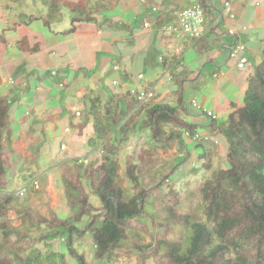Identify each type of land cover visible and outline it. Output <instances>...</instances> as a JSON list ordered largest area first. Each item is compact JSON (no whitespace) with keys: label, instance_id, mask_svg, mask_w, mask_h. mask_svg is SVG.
Instances as JSON below:
<instances>
[{"label":"trees","instance_id":"obj_1","mask_svg":"<svg viewBox=\"0 0 264 264\" xmlns=\"http://www.w3.org/2000/svg\"><path fill=\"white\" fill-rule=\"evenodd\" d=\"M49 2L55 5L60 0ZM220 2L197 0L211 25L210 31L199 40L202 47H207L209 37L226 24L227 16H220L223 13ZM67 6L73 7L74 14L76 9L85 11L74 18V24L95 21L91 18L94 5L90 10L83 3ZM174 11L164 14L160 25L172 23ZM227 34L233 39L238 37ZM213 46L217 47L218 55L223 54L219 38ZM18 47L24 52L36 51L27 42L19 43ZM261 55V63L253 67V76L247 82L243 104L234 106L225 122L210 118L203 110L198 114L207 122L183 116L192 105L186 96L187 72L174 81L177 106L154 104L155 96L141 102L137 93H123L122 89L104 103L99 99L86 100V114L91 117L94 131L90 144L98 152L86 165L76 161L73 169L64 173L62 184L71 210L64 218L55 212L53 192L47 191L48 216L17 203V196L3 194L9 186L3 140L10 136L11 125L10 104L6 97L0 96V264H68V255L74 264H89L74 247L83 237L91 238L96 264H112L119 256L134 258L135 264H264V50ZM143 131L148 132L157 147L175 143L178 157L168 171L146 184L138 173L139 163L146 171L153 168L156 162L153 150L142 148L136 156L126 152L124 176L134 192L126 197L116 182V159L121 148L130 143V137ZM194 131L219 135L226 147V166L199 187L203 221L180 213L181 195L173 183L166 184L196 156L193 143L201 141L194 142L185 136L186 132ZM203 151V158L198 160L209 171L213 167L212 148L206 144ZM163 189L166 191L163 207L154 215L147 205ZM91 194L98 197L101 207L95 208L90 203ZM144 219L152 224L154 243L142 244L128 237L127 231L145 228ZM176 227L190 230L187 246L168 240ZM55 243L58 247H54ZM42 245L44 251L38 248ZM58 255L59 262L55 260Z\"/></svg>","mask_w":264,"mask_h":264},{"label":"crops","instance_id":"obj_2","mask_svg":"<svg viewBox=\"0 0 264 264\" xmlns=\"http://www.w3.org/2000/svg\"><path fill=\"white\" fill-rule=\"evenodd\" d=\"M178 1L147 0L141 5L137 0H60L49 7L41 0H27L26 6L34 8L35 15H32L22 10L20 1L12 3L18 9L9 10L10 4L0 0V96L6 97L10 104L11 125L10 136L3 140L4 150L19 143L37 146L34 154L29 153L38 162L36 174L24 173L23 167L30 160H26L24 152L21 165L14 168L18 169V180L26 177L40 183L46 206L48 189L44 187L42 177L47 185L56 184L59 178L62 184L65 173L62 168L66 164L89 160L98 152L90 144L94 131L91 117L86 114V100L99 99L104 103L120 89L131 94L146 90L153 91L155 102L164 101L157 104H165L168 103L166 98H172L170 95L177 90V86L171 84L178 75L187 72V80L192 81L196 75H201L200 67L210 63L216 66L210 79L216 91L215 98L209 101L206 95L199 96L194 85L186 83L188 90L193 88L188 98L192 105L213 113L220 121L216 110L221 99L226 121L233 107L243 104L253 67L262 61L264 0H236L229 10L236 15V20L226 18V24L205 42L209 44L207 47L200 46L199 40L193 38L167 37L162 31V27L169 24L160 25L164 14L174 9L172 18L175 19L176 13L197 4L195 0L180 6ZM70 3H83L89 10L94 5L91 18L95 21L74 24V18L85 11L76 9L78 12L74 14L73 7L67 6ZM153 8H157L156 13ZM141 12L145 13L140 20ZM145 22L150 24L148 28L144 27ZM243 27L247 30L243 31ZM231 28L236 30L237 39L228 36ZM216 38L223 46L222 55L217 54V47H212ZM21 42H27L36 51H21L18 47ZM238 43L246 47L243 56L248 59V64L243 70L227 59L229 49ZM53 72L56 73L54 76ZM140 75H143L142 79H139ZM126 78L130 81L123 80ZM114 82L118 84L114 85ZM199 103L205 104L206 108ZM199 115L190 109L183 114L190 120L207 122ZM202 135H210L218 142L216 146L224 144L219 135L208 131ZM201 143H193V148H202L201 155L195 156L198 159L204 156ZM57 146L60 147L58 152ZM221 150L217 153H224ZM47 163L52 165L49 175ZM60 192L64 194L63 184Z\"/></svg>","mask_w":264,"mask_h":264},{"label":"rangeland","instance_id":"obj_3","mask_svg":"<svg viewBox=\"0 0 264 264\" xmlns=\"http://www.w3.org/2000/svg\"><path fill=\"white\" fill-rule=\"evenodd\" d=\"M13 1L19 2V6H21L22 10L25 12L28 11V14L35 15L34 8L31 9L29 6H26L27 0H2L5 4H10L9 10L18 9L17 6L13 7L12 3ZM147 0H137L138 4L144 5ZM43 4H47L48 6L51 5L49 3V0H41ZM195 0H179L178 5L182 6L184 4H192ZM221 7L223 10V6L225 2H222L221 0ZM50 7V6H49ZM57 7V6H54ZM61 8V5L58 6ZM57 7V8H58ZM78 12V11H76ZM11 14V12H9ZM145 12H141L140 16H138V19H142ZM80 14V13H78ZM216 71V66L214 64H206L200 67L199 73L201 74L199 77L196 75V78L192 81L187 82L189 85L193 84L195 90L197 91L198 95H206L208 97V100H214L216 91L213 87V82L211 83V76ZM172 86L174 85L171 84ZM237 87V86H236ZM234 87L233 89H236ZM187 88V97L190 98L191 90H188L189 86H186ZM172 98L168 97L166 100L168 101V104L172 106H177V97L176 95H170ZM198 97V96H197ZM200 102V97L197 98ZM219 100V98H217ZM164 103L162 100H158L155 103ZM224 101L217 103L218 109L217 114L220 119V121H225L223 118V109L221 108ZM199 105L202 106L203 109L206 108L205 104L199 103ZM180 109V108H179ZM189 109L191 112L200 113V110H198L193 105H189ZM11 129V127H10ZM213 139V138H212ZM191 141V140H190ZM209 144L210 148H212V154L214 155L213 158V167L211 170L206 171L201 167V164L195 157L192 158L191 161L184 164L182 167L180 173L172 178L170 182H167L166 184L173 183L176 190L181 195V206L178 208V211L180 213H189L193 216L195 221H203L204 217L202 215V205H201V196L199 193V187L203 184V182L207 179H210L213 177L216 171L226 166L225 162V155L226 154V148L225 145L222 144V147L216 146L214 141L212 142H203L200 145L204 147V145ZM16 146L12 145L9 149H5L3 153L4 159L7 161L6 169L8 173V179H9V186L6 191L3 192V194L6 195H14L18 197V202L22 206H29L33 209L38 210L45 216L49 215L48 208L46 206V196L43 192L40 190L36 192V195H34L35 191L32 188V183L34 180L31 181V179L22 177L18 180V177L16 176V172H18V169L15 170V165H21L22 162V152H24L25 158L30 159L25 164L27 166H22L24 173L27 172L31 173H37V165L38 162L34 158L29 155V153L34 154L37 150V146L34 144H28L21 145L19 143L15 144ZM7 146V145H6ZM142 148H150L153 150L155 156H156V162L149 171H146L143 167L142 163H139V175L140 177L145 179V183L148 184L151 181H153L155 178H159L161 174L164 171H168L172 163L176 161L178 157V153L176 150V144L172 143L170 145H167L165 147H157L154 142L149 137V134L147 131L139 132L130 137V143L124 147L121 148L119 155L117 156L118 161V172L116 177L117 184L123 189L124 195L126 197L131 196L134 194L132 188L128 184L125 176H124V165H123V156L126 152H132L135 156L138 154L139 150ZM222 149V150H221ZM60 151V147L57 146V152ZM218 150L223 151L224 153H217ZM202 148L198 147V149L193 148V155L198 154L201 155ZM59 157V156H58ZM9 160V161H8ZM197 165V168H194L195 165ZM74 163L66 164L65 167H63L62 171L67 172L68 170H72L74 167ZM52 170V165L47 163L46 173L49 175L50 170ZM58 174V171H55V176ZM45 177H42V183L46 189H48L49 192L54 193L55 198V205L57 210L55 212L59 215V217L64 218L71 214V210L68 207L66 198L62 192H60V189L62 188L61 180L58 179V182L56 184H50L47 185V182H45ZM21 189H25V196L20 197L19 191ZM89 192V189L87 190ZM165 189L161 190L160 192L156 193L154 196L151 197L150 203L147 205V210L152 212L154 215H157L158 212L163 207L164 204V194ZM90 203L95 207L99 208L101 207V202L98 199L97 196H93L92 194L89 195ZM34 199V200H33ZM33 201H35L33 203ZM142 222L145 224V228L142 231H133L129 230L127 231L128 237L130 239H135L142 244H150L154 243V237L155 232L152 227V224L149 220L144 219ZM190 230L176 227L175 232L168 236L169 241H178L181 242L184 246H187L189 243V237H190ZM54 247H58L57 243L54 244ZM75 249L85 255V258L89 264H96V261L94 259V246L91 241V238L89 237H83L80 241H77L74 245ZM41 251H44V246L38 247ZM61 256L58 255L56 257V261H60ZM67 263L68 264H74L73 259L70 258L68 255L67 257ZM48 264H51L50 262ZM112 264H135V259L127 256H119Z\"/></svg>","mask_w":264,"mask_h":264},{"label":"built area","instance_id":"obj_4","mask_svg":"<svg viewBox=\"0 0 264 264\" xmlns=\"http://www.w3.org/2000/svg\"><path fill=\"white\" fill-rule=\"evenodd\" d=\"M245 1V0H241ZM236 0H227L224 3L223 6V13L222 15H227L228 20L235 21L236 15L234 13L229 12L231 9V6L233 3H235ZM153 12H157V8H153ZM150 24L148 22L144 23V27L148 28ZM211 29V25L208 24V21L206 19V14L202 6L199 4H195L192 6L185 7L178 13H176L175 19L172 21V23L166 24L162 27V31L167 37H177V38H193L196 40L202 39ZM243 31H246L247 28L243 27ZM229 35H235L236 30L234 28H231L228 30ZM246 51V47L242 43H238L237 45L231 47L228 51L229 59L236 63L237 68L239 70H243L246 68L248 64V59L243 56L244 52ZM56 73L53 72L52 75L54 76ZM143 75L139 76V79H142ZM117 82H114V85H117ZM138 94V98L141 102H145L151 98L154 97L153 91H146L142 90L140 92H133ZM194 103V102H193ZM208 116L212 119H216V116L211 113L207 112ZM80 113H77V116H79ZM185 136L192 141H203V142H211L213 139L210 135H202L201 133L194 131V132H186ZM215 144H218L217 141H214ZM65 146L62 147L64 149ZM78 163L87 164L88 160H78ZM32 188L34 191H39L41 189L40 183L37 180H34L32 183ZM26 194L25 190H21L19 195L21 197H24Z\"/></svg>","mask_w":264,"mask_h":264}]
</instances>
